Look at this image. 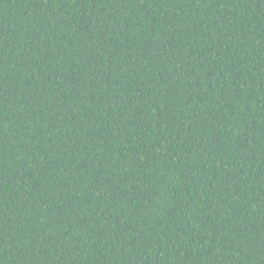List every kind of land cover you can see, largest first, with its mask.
Returning a JSON list of instances; mask_svg holds the SVG:
<instances>
[{
  "label": "trees",
  "instance_id": "trees-1",
  "mask_svg": "<svg viewBox=\"0 0 264 264\" xmlns=\"http://www.w3.org/2000/svg\"><path fill=\"white\" fill-rule=\"evenodd\" d=\"M0 264H264V0H0Z\"/></svg>",
  "mask_w": 264,
  "mask_h": 264
}]
</instances>
